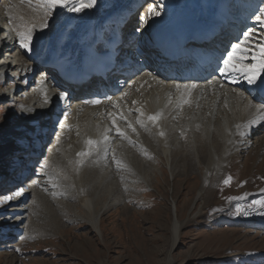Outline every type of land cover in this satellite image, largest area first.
<instances>
[{
	"label": "bare ground",
	"instance_id": "bare-ground-1",
	"mask_svg": "<svg viewBox=\"0 0 264 264\" xmlns=\"http://www.w3.org/2000/svg\"><path fill=\"white\" fill-rule=\"evenodd\" d=\"M146 1L95 0L92 6L77 12L70 9L73 4L79 6L80 0H69L68 7H58L46 17L40 0H0V25L3 24V17L8 14L12 30L16 34L32 28V40L28 48L22 46L20 37L17 35L20 55L18 52L9 55L11 45L5 46L6 53L0 49V73L6 71L15 74L34 67L35 73L39 76H46L47 79H49L48 75L55 77L51 71H45L39 67L40 63H45L41 55L51 57L52 51L49 54L48 52L52 48H63L66 52H74L82 57L78 47L90 45V33L102 31L103 28L112 25V20L117 14H125L134 6L139 9ZM167 1L152 0L144 10V12L149 11L150 7H155V10L159 12V15L152 19L154 28L169 25L174 16L178 19H186L188 22L204 21L210 19L217 9L224 6L225 2L230 1L231 6L234 2V0H169L168 5ZM175 2L176 5L173 8ZM83 3L87 4L89 0H83ZM262 13H264V0L261 2L258 14L261 20H256V23L250 26L248 40H245L244 36L239 42L233 44L239 43L244 50L238 51L233 60L237 68L245 66L251 68L256 66L262 58L259 55L260 49L264 47ZM44 23H47V27H42ZM222 31H224L223 28ZM24 55L27 61H21ZM134 56L136 55H132ZM13 58L17 59L15 62L18 63L17 65L11 63L10 60ZM223 67L215 70L210 78L193 84L195 87L190 85L180 89L174 88L167 77H158L156 73H151L154 79L150 81L143 75L149 69L141 62L132 63L129 69L118 67L115 71L127 76L124 80L116 79L117 84L120 83L118 85L120 89L116 90L115 101L107 102L98 109L85 111L77 119L72 115L67 128L62 130L59 137L56 133L53 136L51 124L38 133L25 130L22 136L31 145L24 146L27 149H21L19 152L17 149L14 151L13 154L23 155V162L12 168L10 174L0 177L2 180L4 177L10 178L11 174L14 176L2 184L10 182L8 185L13 186L20 183L27 171L26 168L30 169L33 162L43 154V143L53 140L54 142L47 158L37 164L39 167L36 174L6 195L0 193V232H2L0 233V244H2L0 253L6 251L13 254L14 249L27 239L31 231L27 224L32 223L37 210L36 205L49 200V195L52 196L50 201L53 204H65L66 211L71 213L67 222H84L97 234L100 231L99 217L109 205L107 201L97 202L101 184L98 188H93L92 184L82 186L77 183L70 188L67 183L59 180L56 171L64 152H67V155L68 153L73 155L77 162L87 160L85 166L89 171L95 170L96 164L102 165L107 170L106 173L104 172L105 175H108L111 169L121 171L123 177L130 182L125 186L122 185L121 190L130 187L132 189V182L136 187L141 184L151 186L147 173L153 177L154 173L163 171L158 164L159 161L154 160V157H157L167 165L170 175L176 177L192 173L200 180L199 185L194 189V196L192 194L189 199L190 205L193 201L201 203L200 196L212 192L239 154H249L254 151L255 146H258L260 153L264 151V105L257 94V88L261 87V80H264V70H260L256 84H249L245 72H223ZM29 87L36 88L35 94L39 93L40 98L47 92L46 85L44 86L39 78H32ZM130 90H134V97L131 99L125 95V93L131 95ZM24 91L25 89H22L20 92ZM8 92L10 94V91ZM142 92L146 95L139 101L137 96H140ZM6 98L9 99L10 96L7 95ZM35 108L36 105L29 109L34 111ZM158 113L161 115L156 121L148 119L149 116ZM29 115L30 113H26L23 116L27 119ZM252 120H256L257 123L252 124L250 129L243 127ZM2 121L0 120V125ZM138 121H143L145 126L141 127ZM129 123L132 127L128 126ZM27 124V121H21L14 129L12 128L13 132L6 128L4 131L0 130V145L4 144L7 147L0 152V155L11 149L8 144L13 141L9 140L13 136H19L22 129L28 128ZM237 125L242 127L237 129ZM117 127L125 133V136L117 133ZM56 130L58 131L57 128ZM160 132L164 135L161 136ZM240 132L246 134L240 135ZM104 136L108 139L104 140ZM256 137L257 139L253 140ZM89 139L98 141V147L89 146L86 143ZM90 149L91 155H78ZM113 155L115 160L122 162L120 168L117 167ZM98 168L96 170L100 171ZM29 174L30 171L27 175ZM110 180L108 182H112ZM96 183L95 185H98ZM256 194H263L261 198H264V184ZM244 195L246 197L247 193ZM9 197L11 199H8ZM258 210L257 215L260 217L257 216V224H264V206ZM170 216L172 224L164 264H170L169 252L176 246L181 227L188 219H176L173 208L170 210ZM21 231H24L22 237L18 238L17 243L11 244L9 236H16L15 232ZM4 238L6 239L3 240Z\"/></svg>",
	"mask_w": 264,
	"mask_h": 264
},
{
	"label": "rangeland",
	"instance_id": "rangeland-1",
	"mask_svg": "<svg viewBox=\"0 0 264 264\" xmlns=\"http://www.w3.org/2000/svg\"><path fill=\"white\" fill-rule=\"evenodd\" d=\"M151 1L147 0L142 5L143 9ZM167 3L169 5V0ZM175 5L176 2L173 8ZM130 91L131 95L125 93L129 99L134 97V90ZM145 95L144 92L140 93L138 100H142ZM20 111V104L7 103L0 106V120L4 123L1 122L3 128L0 130L10 129L13 132L16 125L26 121ZM23 138L13 136L9 140L13 142L8 144L11 149L0 155V177L10 174L12 168L23 162L21 153L13 154L16 149L19 152L27 149L24 146L31 145ZM53 142L43 143L42 159L47 158ZM5 146L0 145V152L7 149ZM263 153L255 146L249 154H239L212 192L202 194L201 203L193 201L189 205V199L200 180L192 173L176 177L170 175L167 165L157 157L154 160L159 161L163 171L154 173L153 177L147 173L151 186L141 184L136 187L132 182V189L121 190L130 184L121 171L111 169L105 175L107 170L100 164L95 165V170L89 171L85 166L87 160L77 162L73 155L64 152L56 171L59 180L67 183L70 188L77 183L82 186L92 184L93 188L101 184L97 202L107 201L109 205L99 217L100 231L97 234L84 222H67L71 213L66 211L65 204H53L50 201L52 196L49 195V200L36 205L32 223L27 224L31 229L27 239L14 249L13 254L2 251L0 264H164L172 224V208L176 219H188L181 227L176 246L169 252L170 264H264V224H257V212L261 208L258 202L264 201V198H261L263 194H256L264 184ZM37 162L36 159L30 169L25 165L27 171L20 183L13 186L8 185L10 182L2 184L14 177L12 174L10 178L0 180V193L6 195L36 174L39 167ZM97 167L100 171L96 170ZM229 177L231 180L226 184L224 181ZM22 232L9 236V242L17 243Z\"/></svg>",
	"mask_w": 264,
	"mask_h": 264
},
{
	"label": "snow or ice",
	"instance_id": "snow-or-ice-1",
	"mask_svg": "<svg viewBox=\"0 0 264 264\" xmlns=\"http://www.w3.org/2000/svg\"><path fill=\"white\" fill-rule=\"evenodd\" d=\"M41 4L44 6V12H45V16L47 17L48 15H51V13L57 9L58 7H68V3L69 0H40ZM95 3V0H89V3L85 4L83 3V0H80V4L79 6H76L75 4H73V7L70 9L71 11H81L83 8L85 7H90L92 6V4ZM149 13L150 14H154V15H159V12H157L155 10V7H150L149 8ZM262 16H264V13L261 14ZM257 20H261V17L258 16ZM42 27H47V23L42 24ZM17 35L20 37V43L22 44L23 47L28 48L29 44L32 40V28H28L26 32H18ZM249 33H245V40H248L249 38ZM238 51H244L243 49H241V45L238 43L236 45L233 46L232 52L228 54V57L223 61V72H230V71H243L245 72L246 76H247V80L249 84H256L257 83V79L259 77V72L260 70H264V47H262L260 49V53L259 55L262 57L258 62L256 66H253L251 68L245 66L243 68H237V65L235 63H233V60L236 58V53ZM253 59H255V57H253ZM261 86H264V80H261ZM180 85H177V88H180ZM185 88H187L188 86L185 85ZM192 87H195V85H192ZM64 93H61V96H64ZM185 103H187V101H184ZM91 103H99V101H91ZM259 110V109H258ZM137 111H139V109H137ZM141 115H143V113H141ZM161 114H156V115H152L149 116L148 119L151 121H156L157 119H159ZM122 119H126L125 117H121ZM138 123L141 124V127H144V122L143 121H138ZM257 123L256 120H252L249 121L247 125H244L243 127L246 128H251L252 124ZM113 124H115V120H113ZM129 127H132L131 123L128 124ZM237 129L241 128L242 125H237L236 126ZM117 133L120 136H125V133L121 132L120 129L117 127L116 128ZM133 131H135V128H133ZM240 135H245V132H240ZM160 135L163 136L164 133L160 132ZM104 140H107L108 137L104 136L103 137ZM86 143L89 146H97L99 145L98 141H94V140H87ZM78 155L80 156H87V155H91V149L88 152H81L78 153ZM113 159L115 160V156L113 155ZM116 165L118 168L121 167L122 162L120 160H115ZM231 180V177H229L227 180H225L224 182L227 184L229 183ZM8 199H11V197H9ZM232 199H238L236 197H233ZM258 203L261 204V206H264V201H259Z\"/></svg>",
	"mask_w": 264,
	"mask_h": 264
}]
</instances>
